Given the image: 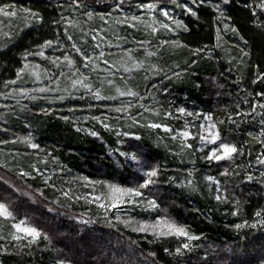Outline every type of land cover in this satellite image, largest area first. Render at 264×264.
<instances>
[{
	"label": "trees",
	"instance_id": "obj_1",
	"mask_svg": "<svg viewBox=\"0 0 264 264\" xmlns=\"http://www.w3.org/2000/svg\"><path fill=\"white\" fill-rule=\"evenodd\" d=\"M147 1L0 0V5L11 4L32 15L0 42V104L14 90L11 82L24 60L36 57L32 54L46 48L75 60L70 37L87 51L80 43L90 41L83 34L81 14L86 9L105 15ZM157 1L173 9L178 2ZM188 6L194 14L180 13L181 47L162 63L163 69L175 66L179 79L159 82L153 90L154 107L160 115L183 107L209 113L218 140L236 152L208 160L193 145L171 150L169 140L150 136L128 139L127 144L123 140L122 148L155 170L143 191L156 201L157 212L194 239L129 230L94 209L88 213L85 204L47 189L39 178L1 166L10 178L22 179L29 192L20 194L0 177V202L41 235L31 244L0 236V264H264V1L199 0ZM67 19L75 20L79 32L65 25ZM45 99L39 95L1 106L0 152L17 149L11 140L30 133L64 171L124 185L136 182L131 165L114 162L106 153L105 147L113 143L109 135L90 136L74 127L81 120L79 113L90 115L81 110L86 109L83 105L74 100L67 104L73 111L65 114L66 105L54 102L46 108ZM25 163L21 161L28 169ZM207 176L213 179L210 184L204 181Z\"/></svg>",
	"mask_w": 264,
	"mask_h": 264
},
{
	"label": "rangeland",
	"instance_id": "obj_2",
	"mask_svg": "<svg viewBox=\"0 0 264 264\" xmlns=\"http://www.w3.org/2000/svg\"><path fill=\"white\" fill-rule=\"evenodd\" d=\"M198 1L178 0L173 9L158 4L157 0H149L128 9L116 7L105 15H95L86 9L81 14L86 29L83 34L90 41L80 40V43L86 45L87 51L82 52L70 37L72 50L78 56L75 60L60 51L47 52L46 48L32 54L36 57L24 60L17 78L11 82L14 90L0 104V108H6L4 104L8 102L19 105L18 100L26 102L39 95L46 98L43 104L46 108L54 102L67 106L76 100L75 104L83 105L86 109L81 110L90 115L79 113L81 120L75 121L74 127L90 136L109 135L113 143L105 147L106 153L114 162L122 160L131 165L138 176L136 182L124 185L110 179H94L64 171L49 152L39 148L29 133L11 140L17 149L11 147L12 151L2 149L0 152V177L6 184L20 194L28 195L22 179L19 182V179L10 178L1 166L16 168L29 179L39 178L47 189L58 191L71 202H81L87 206V212L94 209L100 216L129 230L154 236L174 235L190 241L192 236L162 212H157L156 201L144 193L143 187L149 185V173L155 170L149 169L132 150L126 153L122 141L126 140L124 143L127 144L128 139L150 136L169 140L173 144L169 146L171 150L189 149L193 145L194 151L203 153L208 160L223 156L221 146L226 143L218 140L209 113L183 107L166 110L160 115L154 107L157 101L153 90L159 87V82L179 79L175 66L163 69L162 63L165 58H174L170 52L181 47L177 41L178 31L184 26L180 13L194 14L188 5ZM30 16L26 9L17 10L14 5L1 4L0 42L11 34L15 24L27 21ZM71 20H65V25L78 31L75 20ZM65 110V114L73 111L68 106ZM213 136L217 139L213 140ZM21 161L29 168H23ZM204 181L210 184L213 179L207 176ZM61 183L66 187L62 188ZM0 204L10 213L0 215L1 237L8 236V240L25 244L35 243L40 238L37 227L18 219L5 203ZM17 225L36 229L39 236L33 240L30 234L19 231ZM176 229H183L186 235L177 234ZM59 264L70 263L60 261Z\"/></svg>",
	"mask_w": 264,
	"mask_h": 264
},
{
	"label": "snow or ice",
	"instance_id": "obj_3",
	"mask_svg": "<svg viewBox=\"0 0 264 264\" xmlns=\"http://www.w3.org/2000/svg\"><path fill=\"white\" fill-rule=\"evenodd\" d=\"M153 127H159V126L158 125H153ZM215 139H217V137L213 136V140H215ZM221 147L223 149V156H219V155L214 156V158L217 159V160L223 159V158H226V157H230L234 152H236V148L235 147L229 146L227 144H224ZM149 175L150 176H155L156 173H155V171H153V172L149 173ZM136 194L139 195V193H136ZM0 215H4V216L10 215V213H8L5 205H3V204H0ZM16 227H17V229L19 231H23V232H26V233L30 234L33 237V240H35V238L39 236V233L34 228H21L20 225H17ZM176 232L179 235H186V233L184 232L183 229H176ZM189 239H194V237H189ZM185 247H187V245H185Z\"/></svg>",
	"mask_w": 264,
	"mask_h": 264
}]
</instances>
